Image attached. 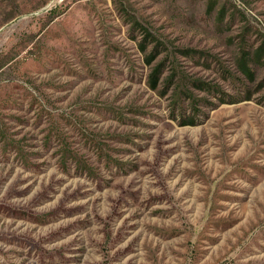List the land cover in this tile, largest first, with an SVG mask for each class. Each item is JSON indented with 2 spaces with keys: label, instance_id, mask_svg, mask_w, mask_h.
Here are the masks:
<instances>
[{
  "label": "rangeland",
  "instance_id": "obj_1",
  "mask_svg": "<svg viewBox=\"0 0 264 264\" xmlns=\"http://www.w3.org/2000/svg\"><path fill=\"white\" fill-rule=\"evenodd\" d=\"M0 264H264V0H0Z\"/></svg>",
  "mask_w": 264,
  "mask_h": 264
},
{
  "label": "trees",
  "instance_id": "obj_2",
  "mask_svg": "<svg viewBox=\"0 0 264 264\" xmlns=\"http://www.w3.org/2000/svg\"><path fill=\"white\" fill-rule=\"evenodd\" d=\"M154 55H152L151 57H150V59L148 60V62L150 63L153 59H154ZM158 78H159V74L157 73V74H155V75H153V86H155L156 84H157V82H158Z\"/></svg>",
  "mask_w": 264,
  "mask_h": 264
}]
</instances>
